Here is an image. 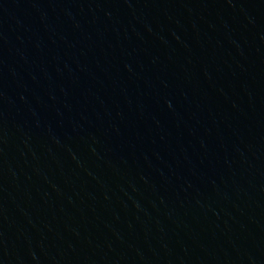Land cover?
<instances>
[{"label": "water", "instance_id": "1", "mask_svg": "<svg viewBox=\"0 0 264 264\" xmlns=\"http://www.w3.org/2000/svg\"><path fill=\"white\" fill-rule=\"evenodd\" d=\"M0 264H264V0H0Z\"/></svg>", "mask_w": 264, "mask_h": 264}]
</instances>
